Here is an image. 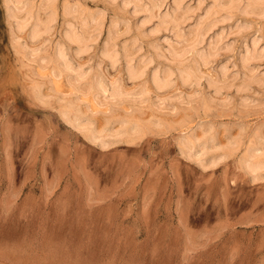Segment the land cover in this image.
<instances>
[{"label":"rangeland","instance_id":"1","mask_svg":"<svg viewBox=\"0 0 264 264\" xmlns=\"http://www.w3.org/2000/svg\"><path fill=\"white\" fill-rule=\"evenodd\" d=\"M34 1L38 4L40 0ZM56 1L54 3L57 15L62 13L61 4L64 2L76 3L75 0H63L62 3V0ZM92 1L77 0L88 9L90 7L92 10L106 9L104 10L106 20L99 35L100 39L98 37L97 42L95 41L97 45L89 46L90 50L85 51L87 53L78 56L74 45L63 41L65 24L62 22H65V19L62 14L60 18L56 17L58 19H55L56 23L53 22L54 28L51 27L50 34L46 33L43 37L41 35L39 36L41 38L32 40L29 27L22 29L23 31L19 29L21 31L16 33L14 23L7 17L4 9V0L2 3L0 0V264H38L40 259L39 264H264V181L250 183L240 164L245 147L253 145L264 148L262 145L264 81L256 87L252 85L249 91H244L247 94L243 92L244 95L234 90L236 89L234 86L242 81L238 78L243 77L238 61L235 60L242 51L243 46L240 45H243L245 40V43H248L249 38L253 36L261 37V43L264 44V19L262 17L260 18L263 20L258 17L256 19L255 15L246 17L245 14L243 16L237 12L232 20L218 25L223 28L231 27L238 21L239 24H248L246 26L249 29H244L248 31L244 33L240 31L239 37L235 32V35L228 36V42L234 45H232L233 51L223 56L228 58L230 56L229 64L235 65L236 68L228 64L229 74L227 73L225 78L218 74L217 65L211 61L208 65L200 66L202 76H206L201 78V84L199 83L198 86L188 87L184 83L181 85L174 73L171 77V88L169 86L164 89L157 88L158 91L153 87L154 84L151 85L149 72L156 67L163 68V62L165 65L169 63L167 60L165 62L162 59V62L161 58L154 59L153 64L150 63L146 67V69L150 67L148 71L145 70L146 73L144 72L146 76L143 74L142 79L138 77L139 80L136 78V81L129 79L123 57L121 59L120 56L117 60L119 63L123 61L121 64L115 62L117 65L109 61L107 64L108 59L105 57L103 58L107 59L105 62L101 60L103 55L99 53H102V42L105 40L108 22L113 15L114 17L122 13L124 15L126 10L122 9L121 12L117 2L120 9L115 8V3L110 4L107 0ZM101 1L106 4L102 3L101 6ZM194 1L196 2L192 0L191 3ZM108 8L111 13H108ZM127 12L124 16L130 24L127 21L128 25L123 22L119 25L118 29L120 31L122 29L124 33L118 34L119 38L116 42L118 47L115 48L120 50L121 44L136 34L137 41H140L138 44L142 43L140 50L141 48L143 50L142 52L137 50L135 62L140 55L143 57L147 52L152 55V48L148 47L147 50V46H151L149 41L153 39L150 35L148 37L143 34L141 35L143 37L138 35L137 30L132 28L135 26L136 17L129 10ZM123 26L127 27L125 30L129 31L128 35L125 34ZM119 30L117 31L120 32ZM132 30L134 31L131 32ZM215 30L217 29H213L211 34ZM158 35L161 37V33ZM27 36L32 41H29ZM59 41L68 45L65 43L61 45ZM22 44H25L26 48ZM18 45L21 47L20 50ZM59 46H64L67 60H70L69 51L71 55L75 53L79 58L74 54L70 56L71 62H68L75 68L78 65L83 66L82 72L85 74L88 72L84 77L94 76V80L96 78L97 82L99 81L98 85L104 87L105 91L109 88L108 85L120 82L118 86L121 85L119 89H123L122 94L125 92L123 95L132 92L136 96L132 94L134 96L132 98L130 94L129 102V96H122L126 99L113 104L111 103L113 97L108 95L110 94L108 89L102 94L108 102L106 105L98 104L101 99L96 98L100 96L95 98L94 93L93 95L81 93V96H77L80 95V91L77 92V89L72 88L73 86L69 87V83V86L66 85V76L62 73L57 75V68H54L56 66H52L56 65L55 59L46 64V68L31 60L34 52L38 55L46 53L53 58L54 51ZM159 46L163 49L164 43L160 41ZM95 48L98 49L97 52ZM28 49L32 50V55H28L30 52ZM67 49L69 50L66 51ZM36 53L34 56H37ZM25 54L27 56L23 58ZM75 60L76 65H73ZM262 64L264 65L263 62L259 65L252 64V67L261 66L260 70L263 71ZM109 65L114 66V69ZM80 67L78 66L76 70L78 68L81 70ZM234 72L238 73L236 76L238 81L232 76ZM125 76H128V80ZM204 78L208 82L227 80L229 83H234V86L229 90H221L218 94L207 86ZM102 83L104 85H101ZM138 87L140 89L137 90ZM141 88L150 95L144 94ZM197 88L201 91H197ZM204 89H208L207 92ZM138 91L144 94V99L148 97L145 102L144 100L137 102V97L142 95L139 93V96ZM250 91L256 94L252 95ZM186 94L188 96L191 94L193 97L190 95L191 98H187ZM42 95L44 102L42 98H37ZM70 95L73 96L74 101ZM159 95L160 97H157ZM180 96L184 102L180 100ZM242 96L244 99L245 96L246 99L249 98L250 101H247L250 104L245 103L246 99L241 101ZM251 96L252 98L257 96L256 99L253 98L257 101L253 102ZM258 96L259 99L261 98L259 101ZM61 99L64 101H58ZM154 99L161 101L163 99L167 104L164 101L156 102ZM167 100H170L169 103ZM154 102L158 103L157 108L151 106ZM129 103L134 105L130 106ZM161 103L165 106L158 107ZM67 105L74 108L71 107L75 110L74 113L83 112L82 116L86 114L91 117L92 120L87 118L94 120L93 126L94 128L96 126L97 130L106 132L118 128V125H115L117 122L120 123L119 127L133 124L138 126L139 134L125 135L120 139L122 143H118L120 142L118 140L116 144L114 142L109 144L110 147L107 145L106 148H100L98 144H93L87 138V141L84 140L85 133L81 131L80 134L79 130L75 131L77 129L70 127L69 123L60 118V111ZM126 116L131 118L127 119ZM137 120L139 122H136ZM156 120L160 125L156 124ZM149 122L152 124L149 125ZM110 123L113 124L112 127ZM101 127L105 129L107 127V130ZM187 128H190L189 131L197 139L206 133L199 140L204 141L206 137L209 138L207 142L214 145L213 151L221 147L220 151L224 150L227 153L226 158L224 157L225 159H222L216 167L206 170L200 168L204 170L201 171L195 162L191 163V160L180 155L177 139H180L181 134L189 132ZM253 135L258 136L256 138ZM234 136L238 139L233 138ZM112 144L115 145L111 146ZM220 151L214 152L220 153ZM216 222L222 223L219 227H224L223 225L230 222L239 224L235 228L223 230L215 226ZM207 239H215V257L211 247L201 249L200 245L206 243Z\"/></svg>","mask_w":264,"mask_h":264},{"label":"bare ground","instance_id":"2","mask_svg":"<svg viewBox=\"0 0 264 264\" xmlns=\"http://www.w3.org/2000/svg\"><path fill=\"white\" fill-rule=\"evenodd\" d=\"M54 1H56V0H45V1L44 0H40L38 2V4H36L35 3L36 1H34V0H4L3 4L5 6L4 9L6 10L7 17L9 19H11L12 22L14 23V26H15L14 30L17 31L16 33L20 32L22 29H25L26 27H29L28 31H29V34H30V37H31L32 40H33V38H41L39 36L42 35V37H43V35L46 34V33H47V35L50 34L52 32V31L50 32L51 27L54 28L52 26V24L56 23V22H54V21H56L55 19H58L56 17L59 16V18H60V15L62 14V17H64V19H65V22H62V23L65 24L64 25L65 28L63 27L64 28L63 29L64 32L62 34L63 36L61 35L62 38L64 39L63 41L69 43V45L70 44L74 45V47H75L74 50L76 51L75 53H77L78 56H79V54L83 55L84 52L87 51L90 48L89 46L96 44L95 41L99 37V35L102 32L103 27H104L103 26L104 23H105L104 20H106L105 11L104 10H106V9L103 10V9H99V8L98 9H94L93 8V10H92L91 7H90V9H88L87 6L85 7L84 5H82L83 4L82 2L80 4V2H77V0L74 1L76 3H73V2L69 3V2H67L65 0L66 2L61 4L62 6L60 5L61 8H62L61 9L62 13H60V11H61L60 10L59 11L60 15H57V13H56L57 9H56V5H55ZM89 1H92V0H89ZM93 1H95V0H93ZM107 1H109L110 4L111 3H115V5L112 4V5L115 6V8H117V7L119 8V6H120L121 12L123 10H126V11H124L125 12L124 15H126L127 10H129L130 13H132L136 17L134 19L136 21L134 23L135 26H132V28L133 29L135 28V30H137L139 36H141L143 34V36L148 37V35H150V38L153 39V41H149L148 40L149 44L151 42V44H150L151 46L148 45L147 46V50H148V47H151L153 53L151 55V53L148 54L149 52H147V54L144 55L143 57H140L142 55L139 56L138 55L139 53H138L137 55L139 56V58L137 57L138 60L134 62V60H136L135 53H137L140 50V46L142 45V43H141V45L138 44V43H140V41L139 42L137 41L138 40V36L136 34L132 35L134 37L130 36L132 38L129 39L128 41H126V40L124 41V39H123L124 42L119 47L120 48V50L118 49L119 51L115 48V46H117L116 42L118 41L117 39L119 38V35H122L124 33V32L122 33L123 30L121 28H120L121 31L118 29L119 25L122 22H123V24L126 23V25H128L127 23L129 22V20H127L126 17L124 15H122L123 13L118 16L117 13H118V11L120 9L119 8V9H117L118 11L115 12L117 14V16L115 14L116 17H114V15L112 14L113 16L111 15L112 18L110 19V21L109 22L107 21L108 25L106 27V32H105L106 34L104 35L105 36V40L102 39L104 42L101 41L103 43V47L101 46L102 47L101 48L102 53H99V54L103 55L101 60H104V62H105L108 59L107 60V64H109V62H110L111 64L114 63L113 65H117L115 62L119 63L117 61L118 58L121 56L120 58L122 59V57H123V59L125 60L124 63L126 64V66H124V68L126 67L127 74L130 77L129 79L132 78V79H134V81H136V78L138 80H139V78H140V80L142 79L141 77L144 74V72L146 73L148 71V69L150 68L149 67L148 69H146V67L149 66L148 64H150V63L153 64L152 61L154 59L161 58L162 62H163L162 59H164V61L167 60L169 63L168 64L166 63L167 65H165V63L163 62V64H164V66H162L163 68L159 69L158 67H156V68L152 67V68H154V69H152L153 71L149 72V73H151L150 76H151V80H152V81H150V79H149V81L152 82L151 85L154 84L153 87H155L156 89L157 88L158 89H164V88H166L168 86L170 87L172 85L171 84V77H172V75L174 73L177 75L178 79L180 80V82H181L180 84L181 85H182V83H184V84H187L188 87L190 85L198 86L199 83H200L201 78H203V76H206V75L202 76V74H201L202 70L200 71V66L203 67V65H208L211 61L212 62L214 61L215 64L217 65L216 69L218 67V74L219 75H223L224 78H225V75H227V73L229 74L227 66H228V64L230 62L229 60L231 58L229 56V58H230L229 59L228 56H223V55L229 54L230 52L232 53V51H233L232 49H233V46H234L232 44V42H228V40H229L228 36H231L230 34H234V32H235V34L238 33V37H239L240 31L244 33L245 31H247L249 29H247L248 24H246L247 26L245 25V23L244 24H241V23L239 24V23H237L238 21L234 22L233 25L230 24V25H232L231 27L226 26L224 24L226 27L223 28V27H221V25H220V27H218V25L221 24V23L223 24L225 21H229L230 19L232 20L233 16L235 17V14L237 12H239V14L240 13L243 14V16L245 14L246 17H247V15L248 16L251 15V17H253L255 15L256 19H257V17H258V19L260 17H262L264 19V17H263L264 16V0H196V2L194 1L195 3L194 2L191 3L192 0L191 1H189V0H168L169 1L168 4H167L168 1L165 2L166 0H107ZM56 2H58V0ZM62 2H63V0L61 1V3ZM116 2L119 3V6L117 5ZM1 3H2V0H1ZM59 3H60V1H59ZM102 3H104V2L101 1V3H100L101 6H102ZM104 4H106V3H104ZM107 4H108V2H107ZM110 4H108V5H110ZM93 5H95V4H93ZM106 8H107V6H106ZM111 8H113V7H111ZM109 9L110 8H108V10ZM109 12H110V10L108 11V13ZM132 18H133V16H132ZM262 18H260V19H262ZM5 19H7V18H5ZM64 19H63V21H64ZM129 19H130V17H129ZM108 20H109V18H108ZM60 22H61V19H60ZM132 23H133V20H132ZM129 24H130V22H129ZM10 25H12V24H10ZM124 27L125 26H123V29L125 30L127 27L126 28H124ZM128 27H130V26H128ZM215 28L217 30H215L214 33L211 34V32H213V29H215ZM248 28H250V27H248ZM19 29H21V30L19 31ZM244 29H247V30L244 31ZM63 30H61V31H63ZM117 30H119L120 32H118ZM133 31L134 30H132L131 32H133ZM128 32L129 31L126 32V30H125V34H127ZM144 33L147 34V35H145ZM160 33H161V37H159V35H158ZM243 33H241V35ZM29 34H27V35H29ZM244 35H246V34H244ZM143 36H141V37H143ZM30 37L28 38V36H27L28 40L30 39ZM99 39H100V37H99ZM249 39L250 40H249L248 43H245L246 40L245 41L243 40L244 41L243 45H240L241 47L243 46L242 51L240 50L241 53L237 52L238 53V57L236 56L237 59H235V60L238 61L239 67L241 69L240 72H241V75L243 76V77L240 76L242 78H238V79H242V81L240 80L241 82L240 83L238 82L239 84L234 86V83H229V82H227V80L226 81H215V80L211 81L210 80L211 77H210V78H206V79L210 80V82H208V80H205V78H204V80L206 81L207 86L209 88L211 87L212 88L211 90L213 92H217V93L219 92L220 93L221 90H223V91L225 89L229 90V89H232L231 87L234 86V88L236 87V89H234V90L240 91V93L242 94L244 91H247V90L249 91V89L251 88L252 85H255V87H256V86L261 85L263 83V81H264V70L263 71L260 70V69H262L261 66H260V68L258 66L259 69L255 68V67H252V64L259 65L262 62L264 63V44L262 45V43H261L262 42L261 41V37H254L253 36V37H250ZM32 40H29V41H32ZM160 41L162 43H164L163 49L161 48V46L163 44H160L161 46H159ZM263 41H264V39H263ZM65 42H60L59 41L58 43H61V45H62V43H65ZM101 42H100V45H101ZM240 42L242 43V41H240ZM67 43H65V44L68 45ZM146 43H147V41H146ZM19 45H21V44H19ZM22 45L25 46V44H22ZM98 45H99V43H98ZM63 47L59 46V47L56 48V50L54 49L55 53H54L53 58L48 56L46 53L38 55L36 52H34V53L37 54V56H34L35 54L32 53L33 54L32 55L31 54L32 50L30 51L29 49L28 50L30 52L28 53L27 52L28 50H27L26 53H28V55L29 54L32 55L34 60L30 57L31 60L35 61V63L37 62L40 66H43V68H44V66L46 64L48 65V63L51 60L54 61V59H55V61H56L55 64L56 65H52L51 63L50 64L52 66H56L54 68H57L56 69L57 70V75L62 73V74H64V76H66V78H67V79L65 78V81L67 80L66 85L69 86V84H70L69 87L73 86L72 88L77 89L76 90L77 92L80 91V93H79L80 95H77V96H81L82 95L81 93H85V94L94 93V97L95 98H96V96H100L99 98L98 97L96 98V99H99V100L101 99L98 102V104L100 103V104L106 105V103L108 104V102L106 101V99H105L106 97L105 96L102 97V94H104L108 89H110V94H108V95L113 97V98L111 99L112 101L110 99L109 100L107 99V100L111 101V103H113V104L114 103H120V102H122L123 100L126 99V98H124V99L122 98V96H125L126 94L123 95L125 92H123V94L121 93V91H123V89L122 90L119 89V86H121V85L118 86V84H120V82H118V84L113 82L111 85H108L107 82L105 81V83L109 87L105 91L104 87L99 86L100 84L98 85L99 81L97 82L96 78H95V80H96V82H95L94 76H90L89 75V76H87V78H85L84 76H86L88 74V72H87V74L82 72V69H84L83 66L80 67V65L77 64L81 68V70L79 68H78L79 70L78 69L76 70V68L78 66H76V68H75V67L72 66V63L68 62V61L71 60L70 56H73L75 53L73 55H71L70 51H69L70 60L69 59L67 60L66 56H65V52H64L65 50L63 49ZM67 47L69 48V46H67ZM18 48L20 50L21 47L19 46ZM24 48H26V46ZM24 48H22V50H24ZM69 49H67L66 51H68ZM95 49H96V52H97L98 49L97 48H95ZM134 49H136V51H133ZM74 50L72 49L73 52H74ZM141 50H143V49L141 48ZM22 53H23V51L21 52V54ZM85 53H87V52H85ZM235 53H236V51H235ZM26 56L27 55L25 54L23 58H25ZM78 56L76 55V57H78ZM233 56H231V57H233ZM76 57H73V58L77 59ZM104 57L107 58V59L106 60L103 59ZM167 61H165V62H167ZM121 63H119V64H121ZM124 63H123V65H125ZM232 63L234 64V62H232ZM157 64H158V62H157ZM73 65H76V60L73 62ZM229 65H232V64H229ZM109 66H110V68L112 67L111 65H109ZM210 67L215 68L214 66H210ZM232 67H234V69L236 68L235 65L234 66L232 65ZM45 68H46V66H45ZM263 68H264V65H263ZM39 69H40V67H39ZM231 69H233V68H231ZM87 70L88 69H86V71ZM145 70H147V71H145ZM124 72H125V70H124ZM93 73H91V74H93ZM234 73H231V74H234V75H232L233 78L236 77L237 74H238L237 72H234ZM50 74H51V76H53L52 72ZM53 74H54V71H53ZM205 74H208V73L205 72ZM128 76L127 77L125 76L127 78V80H128ZM223 76H221V77H223ZM231 78L232 77H230V79ZM103 80H104V78H103ZM235 80H237V77H236ZM235 80H233V81H235ZM100 81H102V80L100 79ZM131 81H133V80H131ZM176 81H178V80H176ZM172 82H174V80ZM201 82H204V81H201ZM101 85H104V84L102 83ZM193 86H192V89H193ZM140 87H138L137 90L140 89ZM72 88H70V89L72 91H74ZM142 88H141V91H142ZM257 88H255V89H257ZM35 89H37V88H35ZM208 89H206V90H208ZM133 90H130V91H133ZM252 90L253 89H251V91ZM259 90H262V89H259ZM38 91H39V89H38ZM197 91H199V89ZM200 91H201V89H200ZM263 91H264V88H263ZM140 92L138 91V94ZM142 92L143 93L145 92L144 89H143ZM206 92H204V93H206ZM143 93H140L142 95L140 96V94H139L140 97H137V99L135 98L137 100V102H139V101L141 102L142 100H144V102H145V100L148 98L147 97V98L144 99L143 95L146 94V93L149 94V92H145L144 94ZM158 93H161V92H158ZM226 93H227V90H226ZM230 93H231V91H230ZM244 93H246V92H244ZM244 93L242 95H244ZM74 94H76V93H74ZM130 94H131L132 98H134V96H136L132 92H130V93L127 92L126 96H129ZM135 94H137V93H135ZM251 94H252V92H251ZM253 94L255 95L256 93H254V91H253ZM35 95H37V94H35ZM234 95H236V94H234ZM250 95H249V97H250ZM70 96H71V98L74 101L73 96L72 95H70ZM154 96H156V95H154ZM185 96H188V95L186 94ZM189 96L187 98H191L192 95L190 97ZM46 97H44V98H46ZM61 97H63V96H61ZM141 97H143V98H141ZM157 97H160V95L157 96ZM242 97L243 98L240 99V100L244 101L246 99V96H245V99H244V96H242ZM256 97L254 99H256ZM37 98L38 99L42 98L41 100L43 102L45 101V99H43V95L40 98L39 97H37ZM59 98H60V96H59ZM107 98H109V97H107ZM128 98H129V100L128 99L127 100L129 102L130 101V96ZM151 98H155V97L151 96ZM161 98H157V99H161ZM163 98L167 99V97H163ZM180 98H181L180 100L182 101L183 98L181 96H180ZM239 98H241V97L239 96ZM253 98L251 96L252 100H254ZM262 98H264V97H262ZM46 99L48 100V98H46ZM62 99H64V98H62ZM62 99L58 100V101H62L63 102L64 100H62ZM76 99H77V97H76ZM93 99L94 98H92V100ZM157 99H154V100L156 102H158V101L160 102L161 101V100H157ZM248 99L249 98L246 99L245 103H248V101H250ZM260 99H259V96H258V101ZM48 101H46V102H48ZM131 101H133V100H131ZM162 101H164V100L162 99ZM169 101L167 100L168 103H169ZM226 101H225V103H226ZM241 101H240V103H242ZM256 101L257 100H254L253 102H256ZM70 102H71V100H70ZM93 102H94V100H93ZM144 102H142V103L144 104ZM149 102H151V101H149ZM164 102L166 103V101H164ZM182 102H184V101H182ZM64 103L66 105V101ZM72 103H76V102H72ZM176 103H178V102H176ZM245 103H244V105H245ZM262 103H263V100H262ZM131 104L129 103L130 106L134 105V104H132V105ZM139 104H141V103H139ZM143 104H141V105H143ZM188 104H190V103H188ZM248 104H250V103H248ZM251 104H253V103L251 102ZM95 105H97V104L95 103ZM118 105H120V104H118ZM118 105H114V106H118ZM153 105L156 107V105H158V103L155 104V102H154V104H151V106H153ZM184 105H186V104H184ZM137 106H140V105L137 104ZM164 106H165V104L161 103V104H159L158 107H164ZM254 106H255V104H254ZM71 107L69 105L64 106V108L60 111V116H61L60 118L63 119L65 122L69 123V126L71 125L70 127H73L75 129H77L75 131L79 130L80 134L82 132L85 133L86 137L82 134L85 137L84 140L87 138L93 144H95V145L98 144V146L100 148L101 147H104V148L108 147L109 144H111L113 142L114 143L117 142L118 140H120L125 135H133V134L137 133V127L138 126L133 124L134 126H136V129H135V127L133 125H130V126L127 125V127L126 126L119 127L120 123L118 124L117 122H116L115 125H118L117 126L118 128H114V129L112 128V130H108L106 132H103V130L102 131L101 130H97V129H95L96 126H95V128L93 126L94 125L93 124L94 120L91 121L92 120L91 117L87 116L86 114H85V116H82L81 113H83V112H80V110H78L80 112L79 114L74 113L73 111H75V110H72L74 108L72 107V109H71ZM133 107H135V106H133ZM174 107H175V105H174ZM174 107H173V109H174ZM179 107H180V104H179ZM179 107H177V108H179ZM163 110H165V109H163ZM58 112H57V114H58ZM128 115H130V114H128ZM87 117L91 118V120L89 118H87ZM129 118H131V116H129ZM129 118L127 117V119H129ZM133 118H134V121H135L136 120L135 117H133ZM153 118H155V117H153ZM112 119H114V118H112ZM112 119H111V121H112ZM121 119L123 120L122 117H121ZM124 120H125V118H124ZM158 120H160V119H158ZM109 122H110V119H109ZM118 122H121V121H118ZM127 122H125V123H127ZM136 122H139V120H137ZM112 123H110L111 127L113 126ZM122 124H124V122H122ZM137 124L139 125V123H137ZM148 124L150 125L152 123L149 122ZM156 124H157V120H156ZM196 124L198 125V123H196ZM66 125H68V124H66ZM140 126H141V124H140ZM191 128H194V127H191ZM101 129H105V128L101 127ZM108 129H109V126H108ZM187 129H186V131H187ZM189 129H188V131H189ZM105 130H107V127H106ZM186 131L184 130L183 133H185ZM194 131L195 130L193 129V133H194ZM188 133L187 132L185 134H181L180 133L181 134L179 136L180 139L177 136V138H178L177 142L179 141V146H180L181 153L179 151L178 152L180 153V155L182 154L189 161L191 160L190 161L191 163L195 162L198 165L199 169L203 168V169L206 170V168H209V169L211 167L214 168V167H216L218 165L219 162H221L222 159L226 158L225 156H226L227 153L224 152V150H222L223 153H221L222 151H220V148H221L220 146H219L220 148H218V149L215 148L218 151H220V153L219 152L218 153L214 152V151H217V150L213 151L214 145L212 143H210V142H207V140L209 138L207 139V137H206L205 140L203 139L204 141H200L201 140L200 138L204 137V135L206 133H204V135H201V137H199L198 139H197L196 136H195L196 137L195 138L194 134H191V132H190V134H188ZM137 134H139V131H138ZM253 134H257V133H253ZM237 136L238 135H236V137ZM253 136H256V138H257L258 135H253ZM236 137L234 136L233 138H236ZM87 139H86V141H87ZM210 139H212V138H210ZM236 139H238V138H236ZM236 139H234V140L236 141ZM262 140L264 141L263 138H262ZM210 141H212V140H210ZM263 141H261V142H263ZM122 142L120 140V142H118V143H122ZM92 143H89V144H92ZM213 143H215V141ZM232 143H234V142L232 141ZM115 144H112L111 146H113ZM234 144H232V145L234 146ZM95 145H93V146H95ZM223 145L225 146V144H223ZM262 145H264V142L262 143ZM242 148H243V146H242ZM195 163H194V165H195ZM240 164L242 166V169L246 173L250 183L253 184V183H257V182H261V181L263 182L264 181V148H259V147L257 148V146L248 145L247 147H245L244 152H243V154H242V156L240 158ZM203 169H200V170L202 171ZM22 258L24 259V256ZM23 259H21V257L19 258L20 261L21 260L23 261ZM28 260H30V259H28ZM40 260H39V263H40ZM44 260L47 261L48 259L47 260L44 259ZM25 261H27L26 258H25ZM48 262H50V261H48ZM48 264H50V263H48Z\"/></svg>","mask_w":264,"mask_h":264},{"label":"crops","instance_id":"3","mask_svg":"<svg viewBox=\"0 0 264 264\" xmlns=\"http://www.w3.org/2000/svg\"><path fill=\"white\" fill-rule=\"evenodd\" d=\"M221 222H216L215 223V226H217V228H222L223 230H227V229H230V228H235V226L239 223H236V222H230V223H227V225H223L224 227H219L221 226ZM225 224V223H224ZM201 246V249H205L207 247H211L212 248V254H213V257H215V239H207L206 243H203L200 245ZM232 256H230L229 259H231Z\"/></svg>","mask_w":264,"mask_h":264}]
</instances>
